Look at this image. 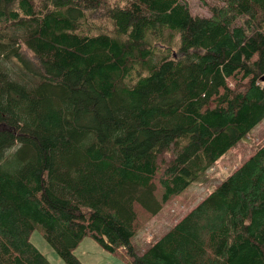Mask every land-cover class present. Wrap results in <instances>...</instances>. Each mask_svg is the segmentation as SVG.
<instances>
[{"label":"trees","instance_id":"16d2710c","mask_svg":"<svg viewBox=\"0 0 264 264\" xmlns=\"http://www.w3.org/2000/svg\"><path fill=\"white\" fill-rule=\"evenodd\" d=\"M263 76L264 0L209 16L185 0H0V264H50L37 230L64 264L86 236L130 264H264V143L131 245L138 210L156 215L264 119Z\"/></svg>","mask_w":264,"mask_h":264},{"label":"rangeland","instance_id":"374dc122","mask_svg":"<svg viewBox=\"0 0 264 264\" xmlns=\"http://www.w3.org/2000/svg\"><path fill=\"white\" fill-rule=\"evenodd\" d=\"M192 15L209 16V7L218 4V0H185ZM114 3L115 0H110ZM96 24L106 30L111 28L110 22L98 15L91 17ZM167 32L165 33V35ZM159 46V45H158ZM159 48H161L159 46ZM236 79H228L233 87ZM264 143V119L225 155H223L209 170L200 175L181 194L167 202L154 216H143L137 211V230L131 239V245L136 253H141L150 244L160 239L181 217L191 210L199 201L207 197L216 186L224 181L234 169L239 167ZM32 244L46 257L50 264H64L52 248L44 241L40 231L31 236ZM81 264H130L128 256L122 249L115 253L105 251L90 236L84 237L74 250Z\"/></svg>","mask_w":264,"mask_h":264},{"label":"water","instance_id":"95a60500","mask_svg":"<svg viewBox=\"0 0 264 264\" xmlns=\"http://www.w3.org/2000/svg\"><path fill=\"white\" fill-rule=\"evenodd\" d=\"M262 81H264V76L261 78Z\"/></svg>","mask_w":264,"mask_h":264}]
</instances>
